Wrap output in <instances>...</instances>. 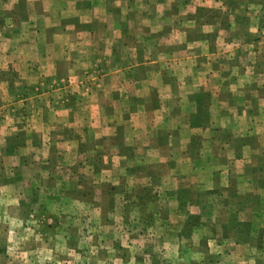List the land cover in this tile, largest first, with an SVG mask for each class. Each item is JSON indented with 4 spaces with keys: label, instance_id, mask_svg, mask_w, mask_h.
I'll use <instances>...</instances> for the list:
<instances>
[{
    "label": "rangeland",
    "instance_id": "374dc122",
    "mask_svg": "<svg viewBox=\"0 0 264 264\" xmlns=\"http://www.w3.org/2000/svg\"><path fill=\"white\" fill-rule=\"evenodd\" d=\"M24 1L11 10L0 0V32L5 22L21 29ZM51 4L36 23L41 33L69 23L97 32V16L81 23L85 15L59 11L65 0ZM158 4H170L175 18H158L160 6L152 12L151 89L138 90L137 106L113 102L111 90L109 119L117 110V120L98 115L97 41L72 35L71 65L85 83L76 78L66 91L73 114L65 118L52 114L65 97L18 103L38 93L37 79L21 78L15 62L4 69L8 48L39 39H0V264H264V147L230 115L263 104L249 123L264 128V0ZM142 106L148 113L130 123ZM161 107L174 113L163 119Z\"/></svg>",
    "mask_w": 264,
    "mask_h": 264
},
{
    "label": "crops",
    "instance_id": "0c3cea01",
    "mask_svg": "<svg viewBox=\"0 0 264 264\" xmlns=\"http://www.w3.org/2000/svg\"><path fill=\"white\" fill-rule=\"evenodd\" d=\"M61 1V0H58ZM75 1L79 0H65V8L59 10L60 12L65 11L67 16L82 18L81 15H85L84 20L80 19L79 22L90 23L93 22L95 16L98 19V29L97 32L95 29H88L86 31H77L72 26V23L63 24L60 28H52L53 30L47 31L40 29L39 26H36V23H44L42 17L44 15L49 16L54 12L53 6L57 0H25L24 4L27 10V15L25 19L21 22L20 30L11 31L9 25L11 22H5L2 25L0 32V39L2 41L12 42L13 37H15V32L18 33L19 39L21 41H26L27 35L32 36V40L39 39L40 43H32L29 48L16 51H11V48H8L6 51V57L8 58V64L4 69L9 67H14L13 62L18 66L17 72L21 78H30L35 77L37 80L36 85L39 86L38 93H35L32 96H22L18 97V103L28 104L29 99H35V102L41 103L42 100L47 103V106L58 103V98L65 97L61 101L64 104V110L58 112L57 110L53 111V115H60L62 113L65 115V118L73 114V109L71 106H68V95L66 91L73 84L74 79L80 78L79 84L84 87L83 80L84 77H81L79 72L73 70V65H71L74 39L73 34L80 36H89L92 41H97V87L99 92H101V97L104 99L103 102L98 100L97 109L98 115L102 119L107 120L111 117V111L108 109L107 104L111 102V90L115 92L113 101L118 104H129L135 105L136 100L139 98V89H151V80L153 72V63L151 58L153 55L151 45L148 43L149 30L148 26L151 28L153 23L154 8L158 9L160 6L163 11L158 14V18L161 20H167V23H172V19L175 17H169V6L170 4H158L153 5V0H92L91 5L87 7H81L75 9ZM17 0H10L6 4V9L13 10L17 4H14ZM202 6L204 4H198ZM48 14H47V12ZM55 15L52 16V18ZM7 25V29L5 26ZM34 27V28H32ZM175 27H178V22ZM142 31L141 33L139 32ZM171 31L166 38L171 36ZM9 34V35H8ZM78 39V37H77ZM141 43L142 46L140 45ZM26 46V42L22 44ZM92 46V44H91ZM9 47V46H8ZM43 47V48H42ZM18 51V54H17ZM12 52V53H11ZM14 54V55H13ZM143 57V62H138L137 58ZM124 58V59H123ZM123 59V60H122ZM141 71L145 74L144 79H137V73ZM75 73V75H74ZM78 74V75H77ZM88 83H91L88 80ZM60 90L62 92H60ZM62 93V94H61ZM65 93V94H64ZM61 94V96L59 95ZM83 95H92V92L88 88H85ZM149 92L140 94V97L147 100ZM44 97V98H42ZM107 99V100H106ZM261 99V98H259ZM257 98V100H259ZM263 104H257L255 108H247L246 110L240 111L236 110L233 114L230 113L231 117L239 115L240 118H243V121H246V126H243L240 129H244L243 136H250L255 134L259 139V147L262 145L264 147V128L252 127L249 123L252 118H255L259 108ZM174 109V107H172ZM163 111V119H167V116L170 113H174V110L163 109L161 107L158 111ZM132 113H129L130 120L132 123L136 119L138 113L143 111V114H147V109L144 106L138 108L135 107L132 109ZM114 118L110 120H117L118 112L114 111ZM125 112H120L119 117ZM38 114V113H37ZM180 115V111L177 113ZM136 117L133 119V116ZM238 118V117H237ZM53 119H55L53 117ZM212 121V120H211ZM135 126L134 124H131ZM245 127V128H244ZM237 129V127H235ZM198 129H189V132L197 131ZM200 130V129H199ZM207 130V129H206ZM185 133L187 130L182 129ZM234 135V133L232 134ZM180 131H178V142H177V151L185 152L188 141L183 142L180 140ZM186 136V134H185ZM169 148V147H168Z\"/></svg>",
    "mask_w": 264,
    "mask_h": 264
}]
</instances>
